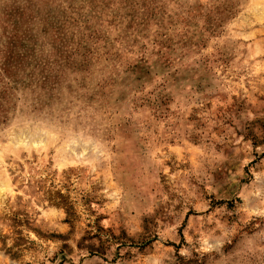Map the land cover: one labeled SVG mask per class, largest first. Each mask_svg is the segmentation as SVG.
Returning a JSON list of instances; mask_svg holds the SVG:
<instances>
[{"label":"rangeland","instance_id":"374dc122","mask_svg":"<svg viewBox=\"0 0 264 264\" xmlns=\"http://www.w3.org/2000/svg\"><path fill=\"white\" fill-rule=\"evenodd\" d=\"M0 264H264V0H0Z\"/></svg>","mask_w":264,"mask_h":264}]
</instances>
